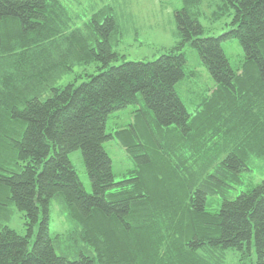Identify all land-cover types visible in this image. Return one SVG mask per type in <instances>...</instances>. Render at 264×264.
I'll return each mask as SVG.
<instances>
[{"label":"trees","instance_id":"16d2710c","mask_svg":"<svg viewBox=\"0 0 264 264\" xmlns=\"http://www.w3.org/2000/svg\"><path fill=\"white\" fill-rule=\"evenodd\" d=\"M220 1L227 32L204 35V0H181L174 46L114 64V6L77 25L60 0H0V264H224L229 250L264 264V179L236 190L264 164V0ZM227 39L243 51L236 67ZM186 44L214 82L192 117L175 89ZM90 63L87 79L62 82ZM141 103L133 134L108 130L111 113ZM111 139L132 165L119 180ZM52 204L63 231L50 229Z\"/></svg>","mask_w":264,"mask_h":264},{"label":"rangeland","instance_id":"374dc122","mask_svg":"<svg viewBox=\"0 0 264 264\" xmlns=\"http://www.w3.org/2000/svg\"><path fill=\"white\" fill-rule=\"evenodd\" d=\"M66 4L77 25H81L91 14L102 7L110 4L116 8L120 19V32L118 43L114 50L122 55L121 60H152L157 58L166 49L171 48L177 41L175 35L174 11L182 7L181 0H60ZM220 0H204L201 13L198 19L204 28V35L219 36L227 32L231 15L220 6ZM70 15V16H71ZM71 17V18H72ZM224 53L230 59L233 67L239 65L243 58V51L236 39H227L221 42ZM186 58L187 76L178 81L175 85L178 96L185 105L190 117L196 114L198 104L209 97L213 87V80L204 66L201 65L199 56L194 48L186 44L183 47ZM97 72L95 64L90 63L84 66H75L64 78L62 82L75 80L81 82L85 79V74ZM80 75V77H78ZM137 105L139 111L133 112L134 106L111 113L108 118L107 128L110 131L126 129L122 133L130 132L135 128L134 114L140 113L144 104ZM239 108L236 107V110ZM104 147L112 159V169L115 179H121L126 171L132 166L125 149L111 139L104 144ZM73 166L76 168L80 181L86 191L90 192L91 187L87 174L85 173L82 156L79 150L69 154ZM260 162V161H259ZM252 171L242 172V182L237 185L236 190L241 191L251 184L264 179V164L258 163ZM237 193V192H236ZM234 193V194H236ZM52 231H63L65 225L59 216L57 208L51 207ZM8 225L20 234L26 233V226L21 216L14 212ZM240 252L229 250L226 253L224 264H251L248 256L240 255ZM254 257V255H252Z\"/></svg>","mask_w":264,"mask_h":264}]
</instances>
